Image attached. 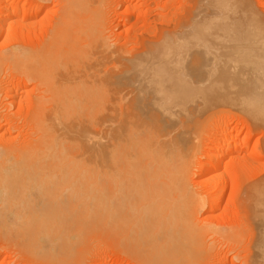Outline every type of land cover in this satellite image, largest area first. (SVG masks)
Masks as SVG:
<instances>
[{"label": "bare ground", "instance_id": "obj_1", "mask_svg": "<svg viewBox=\"0 0 264 264\" xmlns=\"http://www.w3.org/2000/svg\"><path fill=\"white\" fill-rule=\"evenodd\" d=\"M95 1L97 0H63V7L65 8H61L64 9L60 15L61 23L65 24L66 22V27H69V23L73 22L76 23L73 26L82 30V26L77 25L78 21L80 25L87 26L88 20L98 18L102 13L98 12L99 8L96 7ZM38 3L30 5L28 9L20 8L17 3L7 5L0 13V24L6 22L9 27H12L16 22V19L13 20V16H20L22 19L23 17L27 19V17L35 16L41 6ZM195 3L194 7V3H192L193 5L190 4L191 15L186 22L181 24V20H179L180 22L175 21L179 25L177 28L173 25L174 28L172 29L165 27L166 29L161 30L160 34L158 31L159 36L156 35L157 38L154 37V40L149 37L151 40L148 39L149 42L138 40V43L141 42L144 45L148 43V45L146 44L145 47L143 45V49L140 50L142 53L135 54V57L130 60V64L119 71V67L116 69L118 60L116 54H112L117 59L116 62L114 59L112 64L103 65L105 64L103 62L104 56L115 51V47L113 48L112 43L104 39L105 35L102 36L103 34H98L94 43L87 48L71 49V52L65 55L63 53L62 56L58 54L61 52L56 53L53 50L45 51L43 54L34 52L35 55H39V58L41 57V61L35 58L37 63L43 64L36 66L38 65L36 61H32L29 64L31 66L35 62V67L32 66L27 70L25 69L28 63L25 64V62L27 57H32L31 52L26 54L28 52L23 49H20L21 51L14 50L15 52L12 50L7 54H5L6 51L3 52L4 56H1V59L5 58L13 66H17H14L13 69H19L24 81L33 80L34 88L39 87L41 91L43 90V93L38 94V96L36 94V98H39L37 101L35 99L36 107L33 104L35 111L32 106L34 113L32 115L29 113L28 116H31L28 117V120L24 119L26 123L30 124L28 128L30 129V136L28 135L27 139L30 138L31 140L29 139L30 142L22 140L24 143H18L17 147L21 144L18 148L26 151L27 157H33L36 161L39 160V164L41 162L44 164L45 158L52 165H59V170L62 167L61 169L64 168L66 172H70L74 169V165H78L76 169L86 175V170L89 168H92V172H96L94 170L96 167H88L86 164L99 162V165L105 166V173L110 175L107 179L113 181L114 185L111 183L113 185L111 188L101 196H96L98 199L90 198V200H94L90 201L92 204H97L95 209L102 216L103 225L95 223L98 227H103L102 230L105 234L111 235L114 239L117 237V240L131 246L133 256L143 261L140 264H159L161 260L166 261L168 256H174L177 261L185 242V233L189 234L187 238L192 240L195 245L197 243L199 247H202L200 244L206 241L204 239L205 234L212 226V224L211 226H204L202 222L199 225L195 218L196 210L206 204L207 196L205 193L198 191L190 193L187 191L189 188L186 190L183 186L177 187L180 191L177 189L174 191V182L168 184L171 180L162 187H151V190L148 191L141 189L138 184V180H142L141 169L145 168L146 165L152 166L153 164L163 166V164L171 165L174 163L181 165L184 157L183 151L191 153L198 145V142L193 140L191 127L187 122L219 104L230 105L249 116L255 125H261L260 128L264 126L263 12L259 11L257 3L251 2V0L250 2L246 0H200L199 5L197 2ZM175 22L174 25H176ZM63 24L62 29L59 28L60 30L66 28ZM2 27L0 26V33L3 30ZM70 28L72 30V25ZM60 30L59 32H61ZM70 39L69 41L73 46L74 40ZM15 91L17 93L19 90L14 87L9 88L5 97L13 98ZM93 102L94 104H92ZM83 109H86V112ZM238 113L236 115H239ZM241 116L243 117V115ZM3 123H0V128ZM18 125L11 122L8 124L9 128L6 129L11 133L17 130ZM233 130L234 128H229L224 133L219 132V137L209 140L208 145L206 144L207 148L203 153L205 159L201 164L203 167L202 182L211 184L213 187H218V184L219 187H224L225 180H221L223 177H220L219 171L224 158L235 150L250 147L245 141H235ZM25 142H27L26 145H24ZM250 150L256 154L262 152L258 145ZM33 154L34 156H31ZM35 155L41 156L40 159H37ZM41 159L42 161H40ZM0 160L2 161V159ZM186 162L189 163V161ZM121 166L122 168H120ZM123 166L125 167L122 174L120 169H123ZM109 171L111 173H108ZM73 178L76 179L77 176ZM147 178L150 180L153 177ZM256 180L259 181L260 179ZM73 181L75 180L73 179ZM261 182L249 186L250 183L246 192L244 191L245 196L243 195L240 203H238L241 215H237L241 217V222L244 225L242 226L245 230H249L247 243L245 242V248L243 246L242 249L244 253L240 258V264H264V179L261 178ZM0 186L2 187V184ZM67 186L69 185L67 184ZM74 190L66 191L68 195L73 193L71 200L75 198L83 201L82 198H88V196H80ZM236 190V187L231 185L228 195L223 198L219 194L215 202H229L231 195ZM74 193L78 194L79 197L74 196ZM68 195L67 197L70 198L71 196ZM87 200L89 201V198ZM82 201L80 202L83 204L80 203L81 206H78L81 208L79 210L81 214H85L86 210L87 214L95 211L88 212V205L91 203L87 202L86 204V200ZM73 206L75 203L74 205L69 204L70 208ZM76 206L73 208L76 209ZM57 210L61 209L57 208ZM48 211H52V209H48ZM75 211L77 213V210H74V213ZM81 214L80 219L77 218L79 222L82 219ZM87 214L86 216H88ZM7 215L9 221L5 220L6 218L4 220L9 222V225L10 223L14 226L17 225L20 228L19 234L21 236L25 231L37 233L44 231L42 235L45 233L54 234L52 245L47 251L49 253L57 248L54 246V243L58 241L56 238L63 241L66 237L68 240L66 239L62 243L65 246L68 243V248L62 246V243H57L60 247L57 251L59 250L61 253L60 251L64 252L65 250V254L71 252L72 246L76 247V238L80 237L78 236L79 232L83 230V223L81 222L84 219L80 223L77 220L76 223V219L74 220L71 215L73 222L68 219L71 223L67 220L69 224L66 223L63 226L59 213V217H57L58 215L55 217L57 221L54 219L50 221L51 224L49 222V225L51 226L47 225L50 228L46 230L41 228V223L39 224L41 220L38 221V219L40 217L31 218V214L23 211H13ZM88 226L90 224L86 225V227ZM183 228L186 229V232L183 231ZM63 229L68 232L67 235ZM212 229L216 235L224 236L221 231L223 229L220 230L214 226ZM75 232H77L76 236L78 237L74 236ZM234 237H238V235L231 236V240H236ZM238 239L240 240L241 237ZM54 240L56 241L53 243ZM188 244L191 245L189 242ZM53 246L54 248L50 249ZM191 246L194 247V244L192 243ZM191 246H189L190 249H192Z\"/></svg>", "mask_w": 264, "mask_h": 264}, {"label": "rangeland", "instance_id": "obj_2", "mask_svg": "<svg viewBox=\"0 0 264 264\" xmlns=\"http://www.w3.org/2000/svg\"><path fill=\"white\" fill-rule=\"evenodd\" d=\"M0 1H1L0 13L7 5L12 3L15 4L17 3V5L20 8H26V9L30 8V5H33L38 2H40L38 3L39 5L41 4L40 6L41 9L39 8V12L35 16L29 18L27 17V19H25L24 17L22 19V17L20 16H13V20L16 19L15 20L16 22L12 27H9L6 24V22L0 24V26H3L2 27L3 30L0 33L1 34L0 35V92H1L0 93V123L4 122L3 126L0 128V156L2 155L0 158L2 159V161L0 160V180H1L0 184H2V187L0 186V264H140V262L143 261L140 258L138 259L133 256V248L131 246L124 244L120 240H117V237L115 235L114 236L116 237V239H114L111 235L105 234V232L102 230L103 227H101L103 225L102 216H100L99 211L95 209V206L97 204L96 203L92 204V202H90V201H94V200H90V198L92 199L93 197H95L98 199V197L96 196H101L105 191H107L109 188H111L114 185L113 181L107 179L110 177V175L105 173L106 171L105 166L103 167L102 164L99 165V162H95V164L97 165L86 164L88 165V167L91 166L96 167L94 168L96 172H92V168H89L88 170H86L88 172V174L86 172V175H83V172L76 169L78 165H74L73 170H71L70 172H66L64 168L62 170L61 169L62 167L60 166L61 168L59 170V165H52L48 160H45V158L43 161L44 164H41L42 162L39 164L38 163L39 160L36 161L34 160L33 157L32 158L27 157L28 155H26L27 154L25 153L26 151L24 152L22 148H18L21 146V144L20 146L17 147V145H19L18 143H22V142L24 143L25 140L29 141L30 139V138L27 139V136L30 134L29 133L30 129H28L30 124L26 123L25 120L26 119L28 120L29 119L28 117H30L34 113L35 111L34 106L36 104L37 98H39V97L36 98V94L38 96V94L43 93L42 92L43 90L41 91L39 87H36L37 89H35L33 80L24 81V79L21 77L19 69L16 68L17 66L14 65L16 66L15 67L16 70L18 69L16 71L15 69H13L14 68L13 64L6 61L5 58L1 59V56L2 55L4 56L3 52L6 51L5 54H7V52L8 53L10 51L12 52V50L13 52H15L14 50L17 51L23 49L24 51L28 52V53L24 52L26 54H29L31 52L30 55L32 57H27V60L25 62V64L28 63L25 69L27 70L32 68V66L35 67L34 64L35 62H33V64H31L30 66L29 63H32V61H36V63L37 60L41 61V57L39 58V55H35L36 53L43 54L45 53V51L47 52L48 50L49 51L53 50L56 51V53L61 52L58 54H61L62 56L63 53L65 55L71 52L72 51L71 49L78 50L79 48L82 47L87 48V46L94 43V40L96 39L98 34H103L102 36L105 35L104 39L110 41L112 43V45L111 44L110 45L113 46V48L115 47L114 52L112 53L109 52V54H106V56H104L105 59L103 62H105V64L103 65H110L112 64L114 59L115 62L118 59L119 62L117 60L116 69H118L119 67L118 69L119 71L122 68L125 69L130 64V60L135 57V54L142 53V51L140 52V50H142L146 44L148 45V43L144 45V43L142 44L141 42L140 44L138 43L139 41L142 42L143 40L147 41L149 37L150 39L152 38L154 40L155 38H157V36H159L158 31L160 34L161 30L166 29L168 27L172 29L174 28L173 26H176L177 28L179 25L178 22L175 21L181 20V24L186 22L189 19L188 17H190L191 15L190 4L194 3V5L192 4L194 7L196 5L195 2H197V5H199L200 0H107V1L97 0L95 1L96 7L99 8L98 12L100 11V13L101 12L102 13L98 17L99 19L95 18L88 20L87 26H85L84 24L80 25L78 21L77 25L79 24V26H82L81 27L82 30H80V28L77 29L76 26H73L76 23L74 24L73 22L72 23L68 22L69 27H66L67 26L66 22H65L66 25L61 23L62 21L60 15L62 12H64V9L62 10L61 8H65L63 7L64 6L63 0H61V2L60 0L59 1L58 0H39V1L38 0H20V1L0 0ZM246 1L250 2V0H246ZM254 1L255 3H257V6H259L258 7L259 11L263 12L264 15V0H251V2ZM174 22L176 23V25H174ZM62 24L66 28L60 30L63 27ZM71 25H72V30L70 28ZM59 30L61 32H59ZM70 38L74 40L73 42L74 48H72L73 46L71 45V41H69ZM150 39L149 41L152 40ZM32 52L33 53L36 52V53L33 54ZM112 54H116L117 59ZM35 58L38 59L36 60ZM124 60H126L127 64L124 63ZM42 64H38L36 66ZM13 87L18 89L20 92L17 91L16 93L15 91L14 93L16 95L13 93L14 95L13 98L5 97L6 94L8 93L6 91H9V88L11 89ZM39 89L41 92L39 91ZM92 104H94V102ZM32 106L34 108V111ZM231 109L234 111H232ZM83 110L85 111L86 109ZM235 110L236 109H234L230 105L219 104L211 108L209 111H206L196 116L191 121L187 122L188 125L191 127V134L193 136V140H195L196 143L198 142V145L194 151H191L192 154L190 152L187 153V151L186 152L183 151L184 157L181 161L182 166L180 164L178 165L174 163L171 165L163 164V166L153 164L152 166L146 165L145 168L141 169L142 172L140 173V175L142 176L141 177L142 180L140 179L138 180V184L141 189H145L148 191L151 190L150 189L151 187H157V186L162 187L167 184L166 182L171 180L170 182H168V184H172L174 182L175 184L174 191H176L178 186H183L185 187L186 190L187 188H189L187 191H189L190 193L197 191L203 194L205 193V195L207 196V197L205 196L206 204L202 206L203 208L202 207L198 208L201 209L200 211L198 209L196 210L195 218L197 224H199L200 222H202L204 226L205 225L211 226L212 224L214 228L217 227V229L220 230L223 229L221 231L224 234V236L216 235L215 232H213L211 226V229L205 234V238H204L206 241L208 239L207 242L208 244L206 243V241H204L203 244H200L202 247H199L197 243L196 245L198 246H196L195 243L192 242V240H189V238H187L189 237V234L186 232V229L183 228V231L186 232L185 233L186 237H184L185 242L180 255H178L177 261L176 258H174V256H168L166 261L161 260L159 264H164V263L165 264H240L241 263L240 258L244 253L242 249L243 246L245 248V245L247 243L249 230L247 228H246L247 230H245V228L243 227L244 225L241 222L242 219L241 217H239L241 213H239L240 210L238 207L239 206L238 203H240L243 195L245 196L246 193H244V191L246 192V189L250 183L251 184L249 186H251L253 183L261 182V178L262 180L264 179V129H263L264 126H262L263 128H260L261 125L258 126L252 123V120L245 113L236 110L239 112L238 113ZM230 112H233L234 114ZM29 113L31 114L30 116H28ZM237 113L239 115H236ZM241 115H243V117ZM8 120L11 121L9 122ZM11 122H13V124L15 125L16 124L19 125L16 128L17 130H14L11 133H9V131L6 128H9L8 124H10ZM249 124L251 125L249 126ZM228 127L230 129L234 128L233 138L235 141L238 140L245 141L248 143L250 147L243 150H235L233 151V153H231L230 155L224 158L222 162L223 164L221 165L219 171H220V177L221 176L223 177L221 178V180H225V186L222 187L220 185L221 187H219L218 184V187L217 186L213 187L211 184L208 183L206 184L202 182L203 167L201 164L205 159L203 158L204 157L203 153L205 148H207L206 146L208 145V143L211 140H214V138L219 137L220 133H224L225 131H227L229 129ZM27 142H25L24 145H26ZM257 145L260 146L261 148L262 151V152L260 151L261 154L252 153V150H250ZM34 154L31 156H34ZM39 157L41 156H36L37 159H40ZM190 157L191 159H189ZM40 161H42V159ZM186 161H189L190 164ZM124 167L125 166H123V169H120L121 173L124 170ZM120 168H122V166ZM186 168L188 169V171ZM99 170L101 171L99 172ZM186 171L188 172V174ZM96 173L98 174L96 175ZM108 173L111 172L109 171ZM73 174L77 176L76 179L73 178L75 177ZM26 176L27 178H25ZM147 177H153V178L147 180L148 179ZM73 179L75 181H73ZM100 179L102 182L100 181ZM256 179H260V180L258 181ZM23 181H25L24 182L25 184L23 183ZM70 181L71 184H69ZM37 182L38 184H36ZM105 183L108 184L106 185ZM111 183H113V185H111ZM67 184L69 186H67ZM231 185H234L237 190L231 195L230 201L226 203L225 202L216 203L215 200L219 194L222 195L223 198L228 195L229 193L228 190ZM33 187L36 189L34 190ZM70 188L73 190L75 189L74 192L78 193L82 197L88 196L89 201L87 200L88 198L85 199L82 197L81 198L84 199L83 201L81 199H75V198H73L74 200H71L72 198L71 195L73 193L68 195L67 194L68 192H66L71 190ZM177 191H180V189H177ZM78 194L74 193V196L76 195V197H79ZM67 195L71 197L69 198L67 197ZM85 200H86V204L87 202H90L92 205V206L88 205L89 206L88 212L93 210L95 211L90 212L88 214H87V210L85 214H81V211L79 212V210L81 209L79 208L81 206L80 201L84 202ZM74 203L75 206L78 203L76 209L73 208L75 206L72 207L73 209L70 208L69 204L74 205ZM57 205L59 206L57 207ZM8 207L12 210L14 209L13 211L15 212L23 211L25 213L31 214V218L33 217L36 218V216L37 218L40 217L38 221L41 220L39 221V224L41 223L42 225L41 228L42 229L44 228V230L50 228L47 225H49V222L52 221L53 219L56 220L55 217L57 215H58L57 217H59V213L61 214L60 217L62 219V224H64L63 226H65L66 223L69 224V222L73 219L74 220L76 219V223H77V220L80 219V214H81V217L82 219H84V221L81 222L82 220L81 219L80 222L83 224L85 223L84 225L82 224L83 230L80 231L79 232L80 234L78 235L81 238L76 236L77 232H75L74 236L78 237L76 238L77 239L76 240L77 242L75 243L76 247H74L73 245L71 252L68 253L66 250L67 254H65L64 249H63L64 252L60 251L62 254L59 253V250L57 251V249L60 248L59 244L65 242L67 237L65 240L63 239V241L56 238V240L58 241L56 243H54L56 240L53 241L54 246H57V248H55L56 250L53 249L54 246L50 248L53 249L52 251L54 255L53 256L51 255L52 252L49 253L47 251H49L48 249L52 245L51 242L54 237V234L50 235V233L49 234L45 233V235H42L44 234V231H40L39 233L25 231L21 236V234H19L20 228H18L17 225L14 226L11 223L9 225V222L7 223V221H5L8 220L7 214L13 212L10 209L8 210ZM57 208L61 210H57ZM48 209H52V211L54 209L53 213L52 211H48ZM74 210H77V213L76 211L74 213ZM71 211L73 212L71 213ZM82 211L84 212L85 210ZM205 211H207L208 213ZM5 213H6V217H5ZM38 213L41 216L40 215L38 216ZM86 214L88 216H86ZM70 215L72 216L73 219L71 218ZM198 216L200 218V221ZM45 217L46 219L44 220ZM67 220L69 222H67ZM95 222L98 223V225H100L99 223H101V226L98 227V225H96ZM2 224L6 225L7 228ZM88 224L92 226L86 227V225ZM237 224L240 226H238ZM65 229L68 230L67 228ZM66 230L63 229L64 233H66L67 235L68 232ZM250 231L252 232L251 229ZM236 234L238 235V237H241V239L240 240L238 239L239 240L238 241L237 240L238 237H234L236 238V240L234 239L231 240V236H234ZM214 235L216 236L214 237ZM185 239H187L191 245L193 243L194 247L189 245L187 240ZM61 245L65 246V244L63 243ZM67 245L68 243L66 244L65 247L68 248ZM189 246H191L193 250L190 249ZM186 247L188 248V250ZM37 252H42V253H37ZM49 258L50 260H48Z\"/></svg>", "mask_w": 264, "mask_h": 264}]
</instances>
